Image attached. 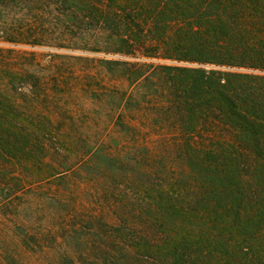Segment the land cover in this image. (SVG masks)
Returning <instances> with one entry per match:
<instances>
[{"label":"trees","instance_id":"obj_1","mask_svg":"<svg viewBox=\"0 0 264 264\" xmlns=\"http://www.w3.org/2000/svg\"><path fill=\"white\" fill-rule=\"evenodd\" d=\"M0 264H264V0H0Z\"/></svg>","mask_w":264,"mask_h":264},{"label":"rangeland","instance_id":"obj_2","mask_svg":"<svg viewBox=\"0 0 264 264\" xmlns=\"http://www.w3.org/2000/svg\"><path fill=\"white\" fill-rule=\"evenodd\" d=\"M3 48H9L8 46H2ZM19 50L24 51V52H29V51H35V53L39 56V59H44V56L47 53H52L59 56H77L80 55V52L77 51H68V50H55V49H51V48H38L35 50L30 49L29 47H20ZM90 56H94V55H90ZM96 57H98V55H95Z\"/></svg>","mask_w":264,"mask_h":264}]
</instances>
